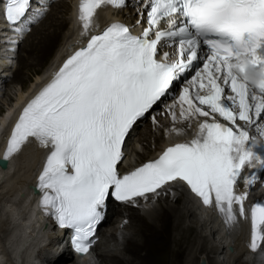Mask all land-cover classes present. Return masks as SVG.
<instances>
[{
    "label": "snow or ice",
    "instance_id": "1",
    "mask_svg": "<svg viewBox=\"0 0 264 264\" xmlns=\"http://www.w3.org/2000/svg\"><path fill=\"white\" fill-rule=\"evenodd\" d=\"M142 2L138 23L146 12L147 26L141 34L113 22L91 35L22 108L7 137L4 161L33 142L47 149L35 185L40 207L60 228L72 230L79 254L94 243L109 199L135 206L137 198L147 200V194L174 186L186 185L231 226L234 206L246 217L248 189L260 179L246 171L264 168V155L257 151L264 148V0ZM0 3V14L17 34L42 15L33 0ZM103 5L122 8L127 0H79L83 34L94 27ZM165 21L167 28L158 30ZM177 42L175 53L160 56L161 47ZM197 61L202 67L194 70ZM248 65L259 71L255 85L247 79ZM190 70L194 74L167 108L173 124L177 104L181 121L198 122L195 137L122 172L136 125ZM152 123L159 126L155 115ZM253 128L256 136L250 134ZM242 176L245 191L237 192ZM250 218L249 247L255 251L264 242V202L251 206Z\"/></svg>",
    "mask_w": 264,
    "mask_h": 264
},
{
    "label": "bare ground",
    "instance_id": "2",
    "mask_svg": "<svg viewBox=\"0 0 264 264\" xmlns=\"http://www.w3.org/2000/svg\"><path fill=\"white\" fill-rule=\"evenodd\" d=\"M50 6V12L38 24L31 26L30 35L33 36V39L25 41L23 44V50L31 61L27 62L20 55L16 56L19 66L11 75L13 80L22 85H20V90L15 96V102L13 105L11 104L12 111L0 112V155L3 144L6 142L7 133H9L8 131L18 112L35 96L38 88L50 80L54 65L59 63L77 45L74 41L84 32L82 24L74 18L75 14L71 11L72 6L66 7L70 16L63 20L58 18V13L61 12L60 7L63 6L59 2L51 3ZM104 8L105 6H102L97 10L94 27L89 32L107 22L103 14L108 17L111 11L107 9L105 12L103 11ZM127 10V7L121 9V16L130 17L131 15L127 13ZM5 24L0 21V27L4 26L9 29L10 26ZM65 29L66 40L62 36L64 34H61ZM5 31L2 33L0 31L1 84L8 73L6 71L13 66V59L8 66L6 54L10 52V45L16 41L19 42L21 38L15 33L11 34L7 30ZM61 40H63L62 43ZM70 43L73 46L69 47ZM45 61L48 64L40 72L35 73L33 82L24 86L22 67L29 66L32 64L31 62L40 64ZM173 102L174 97L167 98L158 105L155 113L149 115L151 123L152 115H155L158 121V127L152 123L154 130L161 129L162 131V137L155 136L153 138L154 149L150 148L151 150L148 152L144 150L143 154L137 156L141 149L142 140L147 141L148 138L152 137L151 127H149V133L147 131L141 133L142 138L134 140L129 147L126 146L131 154L134 152L133 156L136 163L150 157L163 143H170L173 139H181L185 134L197 130V121L186 122L179 119L178 104L174 109L177 120L173 124L167 108ZM187 125L189 126L187 127ZM173 126L182 129V132L180 134L173 133L171 131ZM250 132L254 134L255 129H250ZM137 147L139 149L136 151L135 148ZM44 153L46 151L33 142L25 146L18 155L12 157L5 168H0V264H35L33 247L36 246V242L32 239L28 240L32 234L36 235L37 232H42L44 240L49 242L46 247L52 253L58 254L46 259V264H180L178 258L185 252L187 254H184L186 255L184 264H194L196 252H201L199 254L204 255L201 256V260V257L198 258L199 261L196 264H206L207 262L208 264H218L219 262L217 263L213 256L220 257V255L227 258L228 264H264V258L261 259L258 256L261 250L257 249L255 252H250L247 247L248 237L245 218L236 213L237 219L234 224L226 225L223 214L219 213L214 206H209L206 209L210 212H200V209L197 208V200L189 196L181 186L160 191L159 195H148L147 200L144 198L137 199V201L145 200L149 204H145L146 206H142L140 209L124 203L117 205L118 208H113L112 205L108 206L107 213L112 212L114 216L110 223L115 224L116 222L119 225L116 228L111 226L109 232L105 230L99 234V240L92 248L91 257H82L78 260L68 258L70 253L60 247V244L58 247H54L51 243L56 240L59 234L53 230L49 222L43 224L40 231L36 229L39 220L36 221L34 217L32 210L34 203L31 204L33 199L30 197L31 191L28 186L33 184L41 169ZM126 162L130 161L126 159ZM240 184L239 182L238 186ZM153 198L161 201L159 207L151 203L150 199ZM136 204L140 205L141 203L136 202ZM217 238L220 239L217 240ZM227 245L231 247L230 252L226 248ZM164 251L169 254L168 260L156 262L155 257ZM125 252L129 253L127 257H125Z\"/></svg>",
    "mask_w": 264,
    "mask_h": 264
},
{
    "label": "rangeland",
    "instance_id": "3",
    "mask_svg": "<svg viewBox=\"0 0 264 264\" xmlns=\"http://www.w3.org/2000/svg\"><path fill=\"white\" fill-rule=\"evenodd\" d=\"M57 2H59L60 3V5H62L63 7H60L61 9V12L60 13H58V18L60 19V20H63V19H68L69 18V16H70V12L66 9V7H68V8H70L71 7V0H51L50 1V3H49V5H48V7H47V9L46 10H44L43 12H42V15L32 24V25H30L29 26V30L27 31V32H25L24 33V35H26V37L24 38V35H23V37L19 40V42L17 43V46H16V49H15V56H14V61H13V66H11V68H9L6 72H8L7 73V75L5 76V80H3V85L1 86V90H0V112L1 111H6V112H11L12 111V105H13V103L15 102V99H16V97L15 96H17V93H18V91L20 90V85H22V84H20V83H17L15 80H13V78H12V75L15 73V69L16 68H18V66H19V64H18V62H17V55H20L23 59H25V60H27V62L29 61H31V59H29L28 58V56H27V54L25 53V51L23 50V44H24V42L26 41H31L32 39H33V36H31L30 34H31V32H30V28H31V26H33V25H36V24H38V22L39 21H41L44 17H45V15L47 14V13H49L50 12V9H51V3H57ZM50 8V9H49ZM30 32V33H29ZM66 29L64 30V31H62V33L61 34H64V35H62V36H64V38H65V40H66V38H67V35H66ZM30 35V36H29ZM29 36V37H28ZM24 38V39H23ZM28 38V39H27ZM62 41L63 40H61V43H62ZM32 64H30L29 66H27V67H22V75H23V77H24V86H27L29 83H32L33 82V80H34V75H35V73L36 72H40V70L41 69H43L47 64H48V62L47 61H45V62H43V63H35V62H31ZM1 64V63H0ZM12 74V75H11ZM165 101V98H163L162 99V101L160 102V103H162V102H164ZM159 103V104H160ZM12 104V105H11ZM158 104V105H159ZM158 105H156L155 107H154V109H153V112H152V114L153 113H155L156 112V110H157V107H158ZM9 109V110H8ZM151 116V115H150ZM150 118H149V116H147L145 119H143V120H141L137 125H136V131H135V134H134V136H132V137H130L129 138V140H128V143H127V145H128V147L131 145V143L134 141V140H136V139H138V138H142L141 137V133L143 134L144 132H150L149 131V127H151L152 128V131H151V133H152V137L151 138H148L147 139V141H145V140H142V143H140V145H141V149H140V152L138 153V155L137 156H139L140 154H143L142 152H144V150L146 151V152H148L149 150H151V149H154V145H155V143H154V137L156 136V137H162V131H161V129L159 130V129H156V130H154V128L152 127V123H151V119L149 120ZM189 125H187V127H188ZM154 130V131H153ZM157 142V141H156ZM138 149H139V147H137ZM151 148V149H150ZM137 156H136V158H137ZM163 196V195H162ZM161 196V197H162ZM162 198H164V197H162ZM142 200V199H141ZM141 200H139V201H137V202H139V203H141L140 205H135L134 206V208H138V209H140L142 206L144 207V206H146L145 204H147V205H149L148 203H147V201H141ZM151 201V203H154L157 207H159V203L161 202V201H157V199L156 198H153V199H150ZM113 208H118L117 207V205H113L112 206ZM137 211H139V210H137ZM113 215H112V212H109V213H107V215H106V218H105V221L99 226V229H98V235L103 231V232H105V230H107V232H109V230H110V228H112L111 226H113V227H117L119 224H117L116 222H115V224H113V222H111L110 223V221L113 219ZM132 223H134V222H132ZM136 223V222H135ZM110 227V228H109ZM111 232H112V230H111ZM140 238V237H139ZM170 246H172V245H170ZM166 251H164V252H160L159 253V255L158 256H156L155 258L153 257V259H155V261L156 262H159V261H167L168 260V258H169V254L167 253V255H166ZM200 254H201V252H199ZM198 252H196L195 253V260H194V264H196V263H198V261H199V257H201L202 255H200ZM125 257H127L128 255H129V253H126L125 252ZM184 254H187V252H185ZM182 255V256H180L178 259H179V262H180V264H184V261H185V257H186V255ZM216 255V254H215ZM34 257H33V259H34V261H35V264H45L46 262H43L42 260H41V256L39 255V254H34L33 255ZM204 256V255H203ZM202 256V257H203ZM38 257V258H37ZM202 257L200 258V260L202 259ZM219 257V256H218ZM218 257H214L213 256V259L218 263H220V264H228L227 263V258H225L223 255H220V257L218 258ZM37 259V260H36ZM159 259V260H158ZM158 260V261H157ZM223 262V263H222ZM218 263V264H219ZM199 264H201V263H199ZM206 264H208V262L206 263Z\"/></svg>",
    "mask_w": 264,
    "mask_h": 264
},
{
    "label": "clouds",
    "instance_id": "4",
    "mask_svg": "<svg viewBox=\"0 0 264 264\" xmlns=\"http://www.w3.org/2000/svg\"><path fill=\"white\" fill-rule=\"evenodd\" d=\"M248 67V74L247 79L255 85L256 81L260 79L259 71L256 69H253L250 65Z\"/></svg>",
    "mask_w": 264,
    "mask_h": 264
}]
</instances>
